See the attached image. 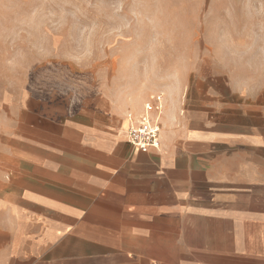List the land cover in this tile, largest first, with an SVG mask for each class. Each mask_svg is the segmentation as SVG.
Listing matches in <instances>:
<instances>
[{
    "label": "crops",
    "instance_id": "obj_1",
    "mask_svg": "<svg viewBox=\"0 0 264 264\" xmlns=\"http://www.w3.org/2000/svg\"><path fill=\"white\" fill-rule=\"evenodd\" d=\"M6 35L0 264H264V71L243 51L166 103L161 148L143 153L128 141L142 104H61Z\"/></svg>",
    "mask_w": 264,
    "mask_h": 264
},
{
    "label": "rangeland",
    "instance_id": "obj_2",
    "mask_svg": "<svg viewBox=\"0 0 264 264\" xmlns=\"http://www.w3.org/2000/svg\"><path fill=\"white\" fill-rule=\"evenodd\" d=\"M4 12L13 54L44 63L61 104L102 92L164 111L239 50L264 71V0H7Z\"/></svg>",
    "mask_w": 264,
    "mask_h": 264
},
{
    "label": "built area",
    "instance_id": "obj_3",
    "mask_svg": "<svg viewBox=\"0 0 264 264\" xmlns=\"http://www.w3.org/2000/svg\"><path fill=\"white\" fill-rule=\"evenodd\" d=\"M163 106L160 98L156 104L147 102L143 107V112L130 117V127L128 130V141L138 151L146 153L151 150H160Z\"/></svg>",
    "mask_w": 264,
    "mask_h": 264
}]
</instances>
